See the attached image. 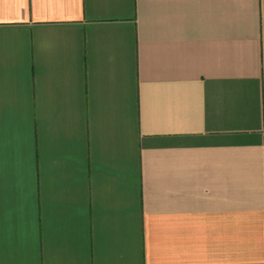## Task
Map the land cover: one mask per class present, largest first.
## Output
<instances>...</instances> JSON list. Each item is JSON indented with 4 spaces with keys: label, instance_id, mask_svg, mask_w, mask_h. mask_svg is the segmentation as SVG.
Returning a JSON list of instances; mask_svg holds the SVG:
<instances>
[{
    "label": "crops",
    "instance_id": "crops-1",
    "mask_svg": "<svg viewBox=\"0 0 264 264\" xmlns=\"http://www.w3.org/2000/svg\"><path fill=\"white\" fill-rule=\"evenodd\" d=\"M0 264H264V0H0Z\"/></svg>",
    "mask_w": 264,
    "mask_h": 264
}]
</instances>
